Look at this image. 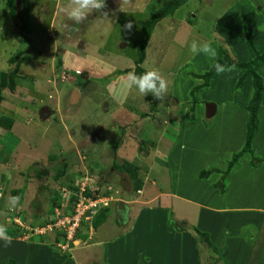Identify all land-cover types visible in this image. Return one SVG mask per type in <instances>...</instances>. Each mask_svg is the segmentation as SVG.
Listing matches in <instances>:
<instances>
[{
    "label": "rangeland",
    "instance_id": "374dc122",
    "mask_svg": "<svg viewBox=\"0 0 264 264\" xmlns=\"http://www.w3.org/2000/svg\"><path fill=\"white\" fill-rule=\"evenodd\" d=\"M165 1L105 0L107 17L96 12L75 24L62 11L68 0H20L26 11L23 26L15 18L14 0H0V115L13 120L9 129L0 127V224L13 238L7 247L0 240V264L9 259L54 264L47 257L65 263L73 250L95 251L82 247L89 236L83 219L69 251L56 247L63 238L55 231L23 236L27 227L50 219L52 204H60L64 190L88 183L93 193L99 177L105 184L96 185L97 191L109 186L113 197L132 200L135 206L134 183L140 178L139 189L147 196L175 191L223 209L214 213L170 196L151 199V206L161 202L168 208L164 213L174 230L192 228L193 264H264V64L253 67L262 92L251 152L228 168L232 154L243 146L251 77L244 76L237 87L244 69L232 68L204 83L199 74L214 61L190 51L195 40L210 43L218 52L216 61L252 60L245 36L255 51L264 49V0H186L158 20L139 66L158 71L167 81L161 102L127 89L124 77L132 70L140 75L134 69L139 21ZM129 21L130 32L124 29ZM4 78L9 79L6 84ZM10 81L13 86L7 89ZM208 102L214 111L206 117ZM43 106L49 112L39 115ZM124 161L144 169L138 178L127 176V166L113 168ZM201 170L208 172L204 182L198 178ZM14 193L19 201L10 210L5 203ZM65 203L71 208L70 200ZM185 206L190 225L180 218ZM113 224L114 218L100 224L97 238L115 236ZM151 224L156 227L144 228L142 239L152 241L155 253L163 245L166 264H189L188 257H180L179 263L178 256L164 255L172 248L167 234L159 222ZM160 257L155 264H165Z\"/></svg>",
    "mask_w": 264,
    "mask_h": 264
},
{
    "label": "crops",
    "instance_id": "0c3cea01",
    "mask_svg": "<svg viewBox=\"0 0 264 264\" xmlns=\"http://www.w3.org/2000/svg\"><path fill=\"white\" fill-rule=\"evenodd\" d=\"M178 131L181 132L180 129H178ZM176 133L177 132H175V134ZM174 159L176 158L173 157V160ZM198 178L200 182H204V178H200V177ZM135 191H137L136 192L137 196L135 199L136 200L135 204H137L136 206L132 204L133 203L132 200H125L118 198L117 196L116 197L112 196L113 199L115 200L111 201V203L108 204L107 211L105 212V216L103 220L100 221L95 228H93L91 221V225L90 227H88L90 229L87 228L88 229L87 235H89L90 238L88 241L89 243L83 245L82 247L91 246V247H95L96 250L87 251L86 253L80 251H77L76 253L75 251L77 249L73 250L71 253L72 255H70V257L68 256V258L72 259L71 264H90L92 262H96L98 264H144L145 261H147L146 264L149 263L155 264L154 261H156L158 254L161 256L159 259H162V263H163V260H165L166 258V257L163 258L162 256L165 250V246L163 247L162 245L157 250L158 253L157 254L155 253V250L152 249V247L154 246L152 244V241L148 240L147 237L142 239V237L144 236L143 232L145 230L149 229L150 231H152L154 227H156L153 226L152 224L150 226V223H153V221L159 222L161 225H163L164 228L161 227L160 228L162 229V232L167 234L168 241L172 246V248L169 249L167 253H165L164 255L167 256L175 255L174 256L175 259L176 256H178L179 263H180V257H183L185 259H187L188 257L190 259L189 264H193V258L195 255L193 254L192 251L193 248V235L191 232L192 228L189 227L182 230L180 228H177L176 230H174L172 228L171 221H169L168 219V215L164 213L165 210L168 208L165 205H162L161 202L155 204V206H151L149 204L151 202V199L156 198V196L157 197L170 196V198L174 200L178 198L176 199V201L180 200L181 203L182 202L187 203L186 205H190V206L195 205L198 208L203 207L204 209L213 211L214 213H219V211L220 213H223L222 212L223 209H221L219 206H215V207L213 205L210 206V204H207L206 202H201V203L195 202L193 198H190L188 196H183V194L180 195V193H177L175 191L162 192V193L159 191L153 195L148 194V196H147V191H145V193L140 189H136ZM15 194L13 195V197L18 196L17 193ZM115 201L123 202L125 206L124 214L117 215V211L115 209ZM159 204H161L162 207ZM5 205H6L5 207H8V203H5ZM168 207L170 208V206ZM146 211H148V214L145 213ZM166 213H169V210H167ZM179 214L181 216L180 218L188 220L187 221L188 224L186 225H190V222L193 221L188 217L189 213L186 210V206L182 207V210L179 211ZM112 218H114L115 220V224H113L115 236H109L104 238L102 234H99V239H98L96 233L97 227L100 226V224H102L103 222H105L106 219L110 220ZM92 228L94 229L93 231ZM144 228L146 229L143 230ZM166 245L169 244L166 243ZM99 257H101L103 261L99 260L98 259ZM46 259H50L51 262H53L54 264H65V263L69 264L71 261V259H68V261H66L65 263H61L60 259L56 257L44 258V260ZM165 264H166V260H165ZM170 264L172 263L170 262Z\"/></svg>",
    "mask_w": 264,
    "mask_h": 264
},
{
    "label": "trees",
    "instance_id": "16d2710c",
    "mask_svg": "<svg viewBox=\"0 0 264 264\" xmlns=\"http://www.w3.org/2000/svg\"><path fill=\"white\" fill-rule=\"evenodd\" d=\"M186 0H166L161 6H159L155 11H152L148 14V16L144 19V20H140V28H141V32H140V36H139V39L137 41V45H136V58H135V66H134V69L137 70L138 74H142L145 72L144 69H142L139 65L143 62L144 60V56H145V47H146V44L148 42V38H149V35H150V32H151V29L153 27V25L158 21L160 20L161 18H163L164 16L168 15V14H171L176 8H178L180 5H182ZM15 12V10H14ZM20 17L23 21V24L26 23V11H25V4L22 2L21 3V12H20ZM23 26H26L23 25ZM246 38V46L247 48L254 54V57L252 60H250L249 62H239V61H232V60H229L227 58H223L221 61L220 60H215L213 62L216 63H220L221 65H224L226 66V68L230 67V68H238V69H244V72L243 74L239 77L238 79V82H237V87H241V84H242V80L244 78V76H247V75H250L251 77V83H252V89H253V92H252V97L250 99V101L248 102V104L246 105V109H247V112H248V119H247V130H246V134H245V138H244V141H243V146L242 148L232 154V157H231V160L229 161L228 163V168L231 166L232 162H234L239 156H241L243 153H250L251 152V148H250V142L255 134V131H256V126H257V122H256V109H257V106L259 104V100H260V95H261V92H262V85H261V79L259 78V76L255 73L253 67L254 66H260L262 64H264V49L258 53L257 51H255V49L253 48L252 44L250 43L249 39L247 36H245ZM213 64L211 65V67L205 71L203 74H199V77H201L204 81V83H206L210 78L218 75L216 73V70L215 68L213 67ZM1 75V74H0ZM198 76V75H197ZM4 82L5 84L7 83V81L9 80H6L4 78ZM13 86V83L12 81L8 82V88L7 89H11ZM13 123V120L12 118L10 117H7V116H4V115H0V127L3 128L4 130L6 129H9L11 127ZM127 166V169L124 168V171H126L127 173V176L128 177H132V178H138V173H141L140 170H144L143 168H140V166H136L134 165L133 163H129L128 161H124L121 165H113V168L115 170H119L121 168V166ZM122 166V167H123ZM130 167V168H128ZM120 172V171H119ZM208 175V172L207 171H203L201 170L199 172V175L198 177L200 178H203V177H206ZM125 179H126V175H125ZM139 180L135 179V187L136 189H139L140 188V185H142V179L138 178ZM141 182V183H140ZM96 183V185L98 186H101L103 184H105L104 182V179H100V177L97 179L96 178V181L94 182ZM96 185L94 187V194H97L99 193L100 191H97V188H96ZM109 187V186H108ZM108 187H103L102 189L107 191L108 190ZM105 191L101 192V193H105ZM86 194H89L88 191L85 192ZM15 194V193H14ZM16 195V194H15ZM107 211V207H103L101 209H99L97 211V213L95 214L93 220H92V226L93 228H95L100 221L103 220L104 216H105V212ZM177 222V221H176ZM178 225V223H177ZM185 225L183 226H177V228H184ZM196 233L200 234L202 240H205L209 246L210 243L207 239V236L202 233V232H197ZM2 264H16L15 263V260L14 259H9L7 260L5 263H2ZM151 264V263H149Z\"/></svg>",
    "mask_w": 264,
    "mask_h": 264
},
{
    "label": "clouds",
    "instance_id": "9594fccd",
    "mask_svg": "<svg viewBox=\"0 0 264 264\" xmlns=\"http://www.w3.org/2000/svg\"><path fill=\"white\" fill-rule=\"evenodd\" d=\"M105 6V0H68L67 6L62 11L69 20L73 21L75 24H81L89 17V15L96 12L102 13L103 16L107 17V14L102 12ZM132 28L133 24L131 21L124 25V29L129 32ZM190 51L193 55L202 53L213 61H215L218 56L217 50L208 42L198 43L194 40L190 46ZM213 67L218 75L225 71H232V68H226V66L221 65L218 62L214 63ZM124 86L129 90H138L139 94L144 97L151 94L155 99L160 100L161 102L164 101L168 91L167 81L156 70L145 71L140 75H137L134 70L129 71L124 77ZM184 147V145L181 146L182 149ZM108 189L111 190L110 187H108ZM111 195L113 196L112 192ZM18 201L19 197H9V209L14 210ZM117 202L118 201H115V206ZM0 240L4 241L6 247L11 245L13 240L8 234L6 226L2 224H0Z\"/></svg>",
    "mask_w": 264,
    "mask_h": 264
},
{
    "label": "built area",
    "instance_id": "2783aa9c",
    "mask_svg": "<svg viewBox=\"0 0 264 264\" xmlns=\"http://www.w3.org/2000/svg\"><path fill=\"white\" fill-rule=\"evenodd\" d=\"M88 189L87 183L84 187L69 189L67 192L64 190V193L61 195L62 199H60V204H52L53 210L50 214V219L44 222L43 225L27 227L25 236H22L27 239L32 236V234L41 235L44 234L45 231H55L62 235L63 238L56 247L59 248L61 252L72 249L76 242L75 233L79 228V221L81 219L85 220L88 222V227H90L92 218L97 211L108 206L109 202L115 200L112 198L110 189L107 191L101 190L97 194L89 192ZM89 190H91V188ZM86 191H88L89 194H86ZM103 191H105V193H101ZM67 200L71 201V208L67 207L65 203ZM68 208L70 209V213L64 214L63 211ZM89 239L88 236L87 239L83 241V245H86Z\"/></svg>",
    "mask_w": 264,
    "mask_h": 264
},
{
    "label": "water",
    "instance_id": "95a60500",
    "mask_svg": "<svg viewBox=\"0 0 264 264\" xmlns=\"http://www.w3.org/2000/svg\"><path fill=\"white\" fill-rule=\"evenodd\" d=\"M14 3H15V12H14L15 18L20 24H22V19L20 17V11H21L20 0H14ZM75 97H76V90H73L72 95H71V101L74 100L72 98H75ZM42 111L45 112V114L49 112V110L45 106H43L42 109L39 111V115L41 114ZM212 111H214V105L210 102L206 103L205 104L206 117H209L212 114ZM115 209L117 211V215L125 213V206L122 201H118L116 203ZM90 264H98V263L92 262Z\"/></svg>",
    "mask_w": 264,
    "mask_h": 264
}]
</instances>
